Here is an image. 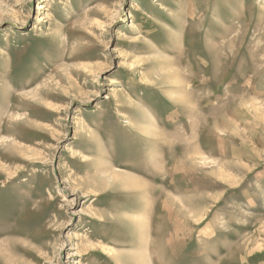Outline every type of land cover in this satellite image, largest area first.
<instances>
[{"label": "rangeland", "instance_id": "rangeland-1", "mask_svg": "<svg viewBox=\"0 0 264 264\" xmlns=\"http://www.w3.org/2000/svg\"><path fill=\"white\" fill-rule=\"evenodd\" d=\"M0 120V264H264V0H0Z\"/></svg>", "mask_w": 264, "mask_h": 264}, {"label": "bare ground", "instance_id": "bare-ground-1", "mask_svg": "<svg viewBox=\"0 0 264 264\" xmlns=\"http://www.w3.org/2000/svg\"><path fill=\"white\" fill-rule=\"evenodd\" d=\"M206 53V52H205ZM208 56H210V55H208ZM207 59V58H206ZM210 60H212L211 58H210ZM213 61V60H212ZM210 63H213V62H210ZM216 64V63H215ZM210 66V65H209ZM162 74V73H161ZM156 83H157V81H156ZM163 86V85H162ZM37 90V89H36ZM41 94V93H40ZM206 97V96H205ZM26 98V97H25ZM169 98V97H168ZM170 99V98H169ZM15 100V99H14ZM16 103V102H15ZM6 104V103H5ZM36 104V103H35ZM28 105V104H27ZM37 105V104H36ZM170 105V104H169ZM39 106V105H38ZM28 107V106H27ZM40 107V106H39ZM42 108V107H41ZM171 108V107H170ZM168 110V109H167ZM32 111H33V109H32ZM36 111V110H35ZM40 112V111H39ZM12 113V112H11ZM19 113V112H18ZM21 113V112H20ZM26 113H27V111H26ZM31 113V112H30ZM12 115H13V113H12ZM10 117V116H9ZM12 117V116H11ZM11 117H10V119H11ZM31 117V116H30ZM35 117V116H34ZM4 118V117H3ZM2 118V119H3ZM7 118V117H6ZM37 118V117H36ZM1 119V120H2ZM7 119H9V118H7ZM14 119V118H13ZM12 119V120H13ZM19 119V118H18ZM25 119H26V117H25ZM38 119H39V117H38ZM0 120V121H1ZM23 120V119H22ZM130 120V119H129ZM131 121V120H130ZM8 122V121H7ZM20 122V121H19ZM6 123V122H5ZM10 123V122H9ZM22 123V122H21ZM24 126H30V123H28L27 121H23V123H22ZM0 129H1V132L3 133V132H5V130H6V133H8V132H10V134L13 136H9V137H11V139H12V141H10L9 143H6L7 145H10V148H11V150H9L10 152H13L14 154H17V153H24L25 151H27L29 148H27V147H24V146H22L21 144H18L17 142H16V140H17V137H16V132H15V130H9L8 128L6 129L5 128V126L3 127V126H0ZM24 131H25V129H23ZM27 131V130H26ZM30 132V131H29ZM24 133V132H23ZM22 133V134H23ZM34 133V132H33ZM25 134V133H24ZM143 134V133H142ZM9 135V134H8ZM32 135H34V134H32ZM39 135V134H38ZM43 139H45V138H43ZM8 140V139H7ZM4 141V140H3ZM20 141V140H19ZM29 141V140H28ZM2 144H4V143H2ZM7 145H5V146H7ZM9 148V149H10ZM7 149V148H6ZM155 150V149H154ZM6 154V153H5ZM8 154V153H7ZM1 155V154H0ZM11 155V154H10ZM9 155V156H10ZM19 156V155H18ZM8 157V156H7ZM11 157V156H10ZM12 157H14V156H12ZM20 157V156H19ZM1 158H2V156H0V160H1ZM4 158V157H3ZM12 159V158H11ZM20 159H22V157L20 158ZM13 160V159H12ZM16 160V159H15ZM8 161V160H7ZM19 161V160H18ZM22 162H24V161H22ZM26 162V161H25ZM142 162H143V160H142ZM139 163H140V161H139ZM11 164V163H10ZM7 165V164H6ZM168 168V167H167ZM163 177V176H162ZM163 181V180H162ZM161 181V183H163ZM165 182H167V181H165ZM137 188V187H136ZM165 190V189H164ZM164 199V198H163ZM162 199V200H163ZM166 200V199H165ZM142 206V205H141ZM161 206V205H160ZM164 206H165V204H164ZM167 207V206H166ZM166 212V211H165ZM169 212V211H168ZM172 232V231H171ZM169 249V248H168ZM146 256V255H145ZM136 257V256H135ZM147 258V257H146ZM161 258V257H160ZM10 259V258H9ZM143 259H144V255H143ZM9 264L11 263V262H8ZM164 263V262H163ZM6 264V263H5ZM12 264H13V262H12Z\"/></svg>", "mask_w": 264, "mask_h": 264}]
</instances>
